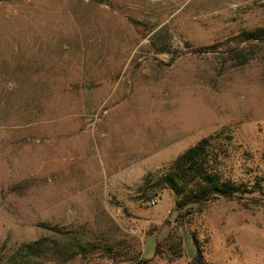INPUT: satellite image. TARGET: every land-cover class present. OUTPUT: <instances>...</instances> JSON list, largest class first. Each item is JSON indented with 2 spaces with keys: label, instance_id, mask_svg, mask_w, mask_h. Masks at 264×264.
<instances>
[{
  "label": "rangeland",
  "instance_id": "1",
  "mask_svg": "<svg viewBox=\"0 0 264 264\" xmlns=\"http://www.w3.org/2000/svg\"><path fill=\"white\" fill-rule=\"evenodd\" d=\"M258 28L264 0H0V245H84L44 264H264ZM210 135L221 172L262 191L180 217L155 177Z\"/></svg>",
  "mask_w": 264,
  "mask_h": 264
},
{
  "label": "trees",
  "instance_id": "2",
  "mask_svg": "<svg viewBox=\"0 0 264 264\" xmlns=\"http://www.w3.org/2000/svg\"><path fill=\"white\" fill-rule=\"evenodd\" d=\"M257 31H264V28H258ZM216 140L217 137L213 135L200 139L195 145L180 153L166 171L155 177L156 183L161 184V187L167 186L174 191L176 208L180 217L183 210L195 204L201 205L218 196L249 198L257 202L254 195L246 196L262 189L260 181H255L251 188L226 177L221 172L217 160L219 152L215 144ZM148 180L150 177L145 181L148 182ZM193 238L197 247L196 237L193 236ZM71 241V251L66 253L59 250L58 246L52 247L46 237L12 247H8L5 242L0 245V264H44L40 261L43 258L59 260L65 256L64 254L72 257L81 252L84 245L75 236L71 237Z\"/></svg>",
  "mask_w": 264,
  "mask_h": 264
},
{
  "label": "built area",
  "instance_id": "3",
  "mask_svg": "<svg viewBox=\"0 0 264 264\" xmlns=\"http://www.w3.org/2000/svg\"><path fill=\"white\" fill-rule=\"evenodd\" d=\"M155 204V200L152 201Z\"/></svg>",
  "mask_w": 264,
  "mask_h": 264
}]
</instances>
